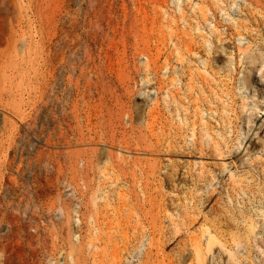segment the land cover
I'll return each instance as SVG.
<instances>
[{
  "label": "rangeland",
  "instance_id": "obj_1",
  "mask_svg": "<svg viewBox=\"0 0 264 264\" xmlns=\"http://www.w3.org/2000/svg\"><path fill=\"white\" fill-rule=\"evenodd\" d=\"M0 264H264V0H0Z\"/></svg>",
  "mask_w": 264,
  "mask_h": 264
},
{
  "label": "bare ground",
  "instance_id": "obj_2",
  "mask_svg": "<svg viewBox=\"0 0 264 264\" xmlns=\"http://www.w3.org/2000/svg\"><path fill=\"white\" fill-rule=\"evenodd\" d=\"M173 40V39H172ZM174 43V42H173ZM173 51L175 52L174 54H175V56H174V54H173V56H174V60L173 61H175V59L176 60H179L178 58H180L181 56H179L180 54V49L177 47V46H175V48H173ZM172 52V51H171ZM171 52H165V54H163L164 55V63H163V65H165L164 67H169V66H167V64H169V62H170V56H172V54H171ZM173 53V52H172ZM177 55V56H176ZM179 56V57H178ZM172 61V62H173ZM182 62V61H181ZM171 64V63H170ZM176 65V64H175ZM173 66V65H172ZM175 69V68H174ZM173 69V70H174ZM176 72V71H175ZM174 77V76H173ZM176 92V91H175ZM178 92V91H177ZM167 93V92H166ZM169 93V92H168ZM168 95V94H167ZM166 157H168V156H166Z\"/></svg>",
  "mask_w": 264,
  "mask_h": 264
}]
</instances>
